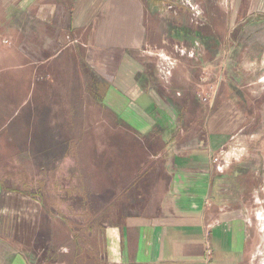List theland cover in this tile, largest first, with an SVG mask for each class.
I'll return each mask as SVG.
<instances>
[{
    "label": "crops",
    "instance_id": "1",
    "mask_svg": "<svg viewBox=\"0 0 264 264\" xmlns=\"http://www.w3.org/2000/svg\"><path fill=\"white\" fill-rule=\"evenodd\" d=\"M93 131L119 172L109 263L44 241L25 173L56 179ZM262 200L264 0H0V264H254Z\"/></svg>",
    "mask_w": 264,
    "mask_h": 264
},
{
    "label": "rangeland",
    "instance_id": "2",
    "mask_svg": "<svg viewBox=\"0 0 264 264\" xmlns=\"http://www.w3.org/2000/svg\"><path fill=\"white\" fill-rule=\"evenodd\" d=\"M199 1L201 0H197V3ZM94 119L92 117V121ZM92 126L94 130L98 128L94 123ZM64 137L66 136L62 138ZM75 138L78 141V145L75 144L77 146L76 157L72 158L70 154L63 156V166L57 169L61 173L56 179L50 176L40 177V171L34 170V162L30 158L26 160L27 167L31 165L33 169L25 170V173L28 175L31 172V174L36 175V178L39 177L41 181L44 180L45 182L42 186H32L33 189H39L42 198L40 202L43 209L38 223L41 225L40 229L43 233L42 236L45 237V242L51 240L52 243L60 245L65 239L69 241L70 234H74L73 239L83 240L85 251L89 254L93 252L92 243L95 245L98 242L100 246L96 248L95 245V252L99 249L103 260L109 263L111 259L107 255V236L109 237V233L112 237L115 235L116 230H111V227L119 219L116 209L120 207L122 202L120 186L117 189V198L106 195L108 186L109 192L111 190L115 192V188H112L114 180H110V176L119 173L116 170V164L111 162L106 164V159L112 155L110 153L102 154V145L111 141L112 133L93 131L87 132L85 135H76ZM106 172L109 176L107 181ZM62 175L63 180L61 179ZM116 182L119 183L118 178ZM253 210L256 214L253 222L257 228L258 241L252 261L254 264H264L263 200L255 202ZM41 243L43 241L38 242L37 245L43 255ZM67 243L70 246L71 242ZM68 245L64 248L69 249V253H71L73 246L69 248ZM114 252L115 250L111 249L110 257H114ZM54 255L56 256V254ZM88 264H92V262Z\"/></svg>",
    "mask_w": 264,
    "mask_h": 264
},
{
    "label": "built area",
    "instance_id": "3",
    "mask_svg": "<svg viewBox=\"0 0 264 264\" xmlns=\"http://www.w3.org/2000/svg\"><path fill=\"white\" fill-rule=\"evenodd\" d=\"M205 82H207V81H205ZM215 88H216V84H208V85H206L205 88L201 89L199 93H200V97L202 98V101L209 100L210 95L215 93ZM213 160L217 161V158H214ZM258 214H260V213H258Z\"/></svg>",
    "mask_w": 264,
    "mask_h": 264
}]
</instances>
